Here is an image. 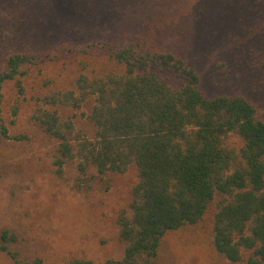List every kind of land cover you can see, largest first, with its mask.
I'll return each instance as SVG.
<instances>
[{
  "label": "trees",
  "instance_id": "1",
  "mask_svg": "<svg viewBox=\"0 0 264 264\" xmlns=\"http://www.w3.org/2000/svg\"><path fill=\"white\" fill-rule=\"evenodd\" d=\"M69 2L0 0L20 42L0 52V165L27 150L28 137L11 136L5 122L16 125L31 90L30 121L56 143L57 175L72 161L84 183L137 171L117 217L123 256L103 264H160L161 243L200 227L211 206L213 251L233 264H264V0H73L74 18L63 13ZM98 25L107 30L91 41L69 38ZM73 50L83 58L72 89L39 78ZM30 79L38 87L29 89ZM18 241L2 230L0 253L43 264L21 261L10 248Z\"/></svg>",
  "mask_w": 264,
  "mask_h": 264
},
{
  "label": "rangeland",
  "instance_id": "2",
  "mask_svg": "<svg viewBox=\"0 0 264 264\" xmlns=\"http://www.w3.org/2000/svg\"><path fill=\"white\" fill-rule=\"evenodd\" d=\"M52 3L48 2L49 6ZM68 4L63 13L67 11L68 16L74 18L78 11L72 9L73 0ZM51 7L45 6L43 11ZM4 19L0 17V52L8 55L20 49V42ZM65 21L71 24L70 20ZM105 28L98 25L83 28L84 31L74 30L69 38L74 41L77 36L91 41L89 35L104 33ZM75 51L58 57L39 78L53 79L59 89H72L78 74L77 62L83 58ZM225 77L226 74L222 79ZM37 85V80L30 79L29 89ZM27 91L16 125L10 126L8 118L5 122L11 136L25 135L29 141L26 152L19 150L13 154L15 160L0 165V232L8 229L18 237V243L10 248L21 261L40 259L43 264H64L81 259L103 264L107 260L121 259L124 244L119 239L117 217L130 203L132 188L138 182L136 169L132 166L123 175L84 183L77 170L78 161H72L64 165L62 175H57L53 165L56 143L30 121L31 90ZM4 92L7 107H10L14 103L12 85H7ZM75 122L78 129L91 136L92 127L85 120ZM8 142L14 143L13 140ZM229 144L241 145L235 138L230 139ZM213 211L211 206L200 227H186L165 239L159 249V263L233 264L210 247ZM0 264L13 262L0 253Z\"/></svg>",
  "mask_w": 264,
  "mask_h": 264
}]
</instances>
